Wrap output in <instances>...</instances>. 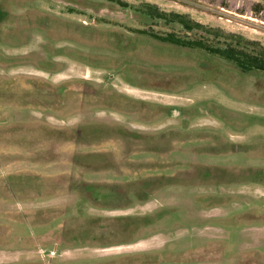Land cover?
Returning <instances> with one entry per match:
<instances>
[{
	"label": "rangeland",
	"instance_id": "rangeland-1",
	"mask_svg": "<svg viewBox=\"0 0 264 264\" xmlns=\"http://www.w3.org/2000/svg\"><path fill=\"white\" fill-rule=\"evenodd\" d=\"M154 7L264 46V0H0V264H264V76Z\"/></svg>",
	"mask_w": 264,
	"mask_h": 264
},
{
	"label": "trees",
	"instance_id": "trees-1",
	"mask_svg": "<svg viewBox=\"0 0 264 264\" xmlns=\"http://www.w3.org/2000/svg\"><path fill=\"white\" fill-rule=\"evenodd\" d=\"M152 9L156 18L178 23L188 32L197 30L210 36L200 39L196 36V39L192 40L169 35L167 37L157 36V39L176 47L200 51L223 59L243 74L260 73L264 76V46L260 42L247 39L242 35L227 33L221 28L206 27L193 20L188 14L167 13L160 11L157 7Z\"/></svg>",
	"mask_w": 264,
	"mask_h": 264
}]
</instances>
